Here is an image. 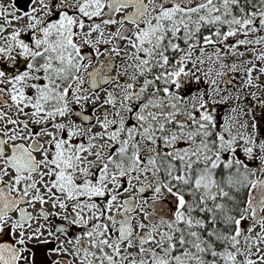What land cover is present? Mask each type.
Segmentation results:
<instances>
[{
  "label": "snow or ice",
  "instance_id": "obj_1",
  "mask_svg": "<svg viewBox=\"0 0 264 264\" xmlns=\"http://www.w3.org/2000/svg\"><path fill=\"white\" fill-rule=\"evenodd\" d=\"M0 264H264V0L0 3Z\"/></svg>",
  "mask_w": 264,
  "mask_h": 264
},
{
  "label": "flooded vegetation",
  "instance_id": "obj_2",
  "mask_svg": "<svg viewBox=\"0 0 264 264\" xmlns=\"http://www.w3.org/2000/svg\"><path fill=\"white\" fill-rule=\"evenodd\" d=\"M10 2L11 0H0V3H10ZM26 2L27 0H17V3L21 8L25 7V5L27 4Z\"/></svg>",
  "mask_w": 264,
  "mask_h": 264
},
{
  "label": "rangeland",
  "instance_id": "obj_3",
  "mask_svg": "<svg viewBox=\"0 0 264 264\" xmlns=\"http://www.w3.org/2000/svg\"><path fill=\"white\" fill-rule=\"evenodd\" d=\"M223 107H226V106H223Z\"/></svg>",
  "mask_w": 264,
  "mask_h": 264
},
{
  "label": "water",
  "instance_id": "obj_4",
  "mask_svg": "<svg viewBox=\"0 0 264 264\" xmlns=\"http://www.w3.org/2000/svg\"><path fill=\"white\" fill-rule=\"evenodd\" d=\"M27 3H28V1H27Z\"/></svg>",
  "mask_w": 264,
  "mask_h": 264
}]
</instances>
